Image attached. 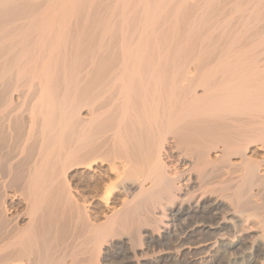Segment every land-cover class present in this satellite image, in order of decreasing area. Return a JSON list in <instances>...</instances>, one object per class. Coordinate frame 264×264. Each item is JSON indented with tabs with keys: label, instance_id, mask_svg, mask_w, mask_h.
<instances>
[{
	"label": "bare ground",
	"instance_id": "6f19581e",
	"mask_svg": "<svg viewBox=\"0 0 264 264\" xmlns=\"http://www.w3.org/2000/svg\"><path fill=\"white\" fill-rule=\"evenodd\" d=\"M254 146L264 0H0V264H264Z\"/></svg>",
	"mask_w": 264,
	"mask_h": 264
},
{
	"label": "rangeland",
	"instance_id": "374dc122",
	"mask_svg": "<svg viewBox=\"0 0 264 264\" xmlns=\"http://www.w3.org/2000/svg\"><path fill=\"white\" fill-rule=\"evenodd\" d=\"M257 147L256 146H254V147H251V151H250V156H252V157H261V156H263L264 154H263V151L261 150V151H258V149H256ZM258 151V152H257ZM259 153V154H258ZM236 160V159H235ZM73 174H75V173H73ZM13 194H14V196H13ZM10 196V197H9ZM13 197H15L16 198V195H15V193L14 192H12V191H10V193H9V195H8V197H7V199H6V205L8 204H11L14 200H15V198H13ZM14 199V200H13ZM22 208H21V210H24V209H26V205L25 204H22ZM25 207V208H24ZM14 214V213H13ZM12 214V215H13ZM100 220H104V217H100ZM111 263L110 264H118L119 262L115 259V258H111V261H110Z\"/></svg>",
	"mask_w": 264,
	"mask_h": 264
}]
</instances>
